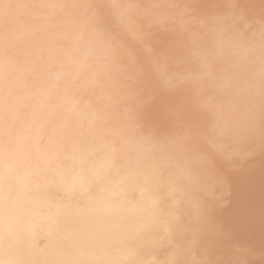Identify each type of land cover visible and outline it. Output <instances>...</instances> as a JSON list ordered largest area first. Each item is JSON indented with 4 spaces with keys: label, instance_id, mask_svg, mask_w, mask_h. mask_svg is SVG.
Listing matches in <instances>:
<instances>
[{
    "label": "bare ground",
    "instance_id": "obj_1",
    "mask_svg": "<svg viewBox=\"0 0 264 264\" xmlns=\"http://www.w3.org/2000/svg\"><path fill=\"white\" fill-rule=\"evenodd\" d=\"M10 2L26 6L16 9L11 18L0 19V72L7 73L19 116L14 129L21 145L15 160L18 176L23 178L37 164L43 167V151L53 158L54 168L89 169L113 160L114 164L103 170L105 179L91 180L84 190L59 184L37 188L18 181L12 193L14 200L7 202L5 211L0 213V249L23 264H59L69 259L100 264H167L175 246L182 243L174 227L171 236L165 238L163 219L169 208L178 204L186 217L189 198L210 196L216 188L214 175L203 171L196 160L202 141L186 149L150 141L147 133L137 134L119 110L109 106L103 85L87 91L74 87L73 73L79 72L83 79L94 70L91 60L86 65L81 63L85 53L75 43L87 21L76 13L46 5L83 0ZM116 2L135 5L129 11L136 18H143L146 12L169 17L166 26L155 30L158 34L153 44L158 54H168V73L182 77L177 93L192 95L198 104L206 105L201 119L205 132L211 131L221 110L227 117L234 106L246 103L244 97L221 87V82L234 74L236 58L232 50L218 49L214 34L203 24L191 25L189 33L182 32L180 27L185 24L181 25L178 18L184 9L172 7L193 5L198 8L199 18L218 17L220 26L226 28L228 10L223 6L231 0ZM240 2L255 5L259 13L260 0ZM113 39L121 53L139 52L126 30ZM255 44V63L251 67L256 74L254 95L258 112V37ZM197 50L200 55L194 54ZM201 56L207 57L206 64L201 63ZM125 62L129 64L126 70L133 73L135 67ZM181 63L187 73L179 74ZM151 86L159 90L157 78L153 77ZM33 143L39 151L32 147ZM110 144H114L115 153L108 147ZM231 162H221L220 171L227 174L230 191L238 192L246 188L248 180L224 171ZM262 167L256 174L258 178L264 175ZM189 173L200 184L189 183ZM117 189L119 197L113 196ZM230 191L223 193L222 203Z\"/></svg>",
    "mask_w": 264,
    "mask_h": 264
},
{
    "label": "snow or ice",
    "instance_id": "obj_2",
    "mask_svg": "<svg viewBox=\"0 0 264 264\" xmlns=\"http://www.w3.org/2000/svg\"><path fill=\"white\" fill-rule=\"evenodd\" d=\"M21 7L26 6L10 0H0V19L11 18L13 12ZM46 7L76 13L87 21L77 34L75 43L85 53L81 63L86 65L91 60L94 70L83 79L79 72L73 73L75 88L87 91L103 85L108 93L106 98L109 106L118 109L125 123L137 134L147 133L146 138L150 141L158 140L162 144L185 149L192 144L203 143L197 150L196 160L203 171L214 175L216 188L210 196L189 198L186 217L182 216V209L178 204L174 203L169 208L163 219L165 238L171 236L174 227L181 235L182 243L174 245L176 251L167 264H256L253 258L256 249L252 240L254 212L245 211L231 216L218 213L223 207V193L231 189L227 174L220 171L221 162L234 161L237 157L254 159L257 149L264 155V0H260L259 13L255 11V5L242 4L240 0H231L224 5L228 10L226 28L220 26L218 17L194 16L193 5L172 6L184 9L178 18L181 25L199 20L214 34L216 47L230 48L236 58L232 66L233 76L223 80L221 87L244 97L246 103L234 106L227 117L221 110L220 117L210 132H205L201 127L206 105L198 104L192 95L177 93L182 77H173L168 73V54H158L153 44L158 34L155 30L166 26L169 17L146 12L143 18H136L129 11L135 5H123L116 0L110 3L104 0H83L71 4H50ZM121 30L132 35L134 43L139 46L138 53L135 50L120 52V46L113 37ZM256 37L260 41L258 112L254 95L256 74L251 67L255 63ZM194 54L200 55L198 50ZM126 60L135 67L133 73L126 70L129 66ZM201 63H207L206 56H201ZM153 77L158 80L159 90L151 86ZM7 81V73L0 72V213L5 211L7 202L14 200L12 193L18 181L37 188L59 184L84 190L91 180L105 179L103 170L112 167L114 160L99 162L89 169L54 168L53 158L48 156L47 151L40 152L43 167L37 164L20 178L15 160L21 145L14 135L19 116L14 103L15 97ZM32 147L39 151L37 144L33 143ZM108 147L113 153L116 152L114 144ZM187 178L189 183L200 184V180L190 173ZM204 191L207 192V189ZM113 196H120L118 189L113 191ZM153 207H157L155 200ZM260 229V254L264 257V182L261 191ZM0 264L23 262L11 258L0 249ZM59 264L100 262L69 259Z\"/></svg>",
    "mask_w": 264,
    "mask_h": 264
},
{
    "label": "rangeland",
    "instance_id": "obj_3",
    "mask_svg": "<svg viewBox=\"0 0 264 264\" xmlns=\"http://www.w3.org/2000/svg\"><path fill=\"white\" fill-rule=\"evenodd\" d=\"M197 11V7H194L192 10L193 15L199 18ZM194 23L195 24L184 23L185 26L180 27V29L184 33H189L191 25L199 27V25L201 24L199 20L194 21ZM179 36L181 37L182 35ZM184 65V63L179 64V74H184L188 72V69H186ZM262 165L264 166V155H262L258 149L254 159H245L243 157H237L236 160L232 161L229 165L225 167L224 171L227 170L230 174H233L237 177H241L240 179L243 178L245 181L248 180V183L245 189H241L238 192L230 191V193H228L225 198L226 200H224L222 203V209H220L218 213L222 216H231L236 214H242L245 211L254 212L255 228L252 240L256 249V255L253 257L256 261V264H264V257H262L260 254L262 241L260 229V209L262 182H264V175H262L260 178H258V176L256 175L260 173V171H262Z\"/></svg>",
    "mask_w": 264,
    "mask_h": 264
}]
</instances>
